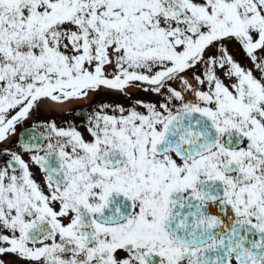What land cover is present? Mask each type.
Here are the masks:
<instances>
[{
	"label": "snow or ice",
	"instance_id": "6c2138e0",
	"mask_svg": "<svg viewBox=\"0 0 264 264\" xmlns=\"http://www.w3.org/2000/svg\"><path fill=\"white\" fill-rule=\"evenodd\" d=\"M0 264H264V0H0Z\"/></svg>",
	"mask_w": 264,
	"mask_h": 264
},
{
	"label": "flooded vegetation",
	"instance_id": "af4514ba",
	"mask_svg": "<svg viewBox=\"0 0 264 264\" xmlns=\"http://www.w3.org/2000/svg\"><path fill=\"white\" fill-rule=\"evenodd\" d=\"M78 107H82V105L81 106H78ZM48 115H49L48 113L42 112L41 113V116H40V119H45V118L48 117ZM52 115L56 116L57 118H60L62 116H64L66 118V114L65 113H62V112H55V113H52Z\"/></svg>",
	"mask_w": 264,
	"mask_h": 264
}]
</instances>
